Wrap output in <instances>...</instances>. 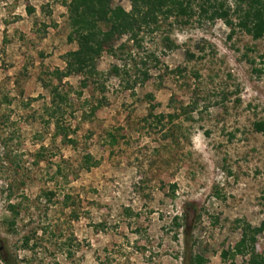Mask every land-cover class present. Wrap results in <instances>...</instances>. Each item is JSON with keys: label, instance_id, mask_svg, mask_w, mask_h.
I'll list each match as a JSON object with an SVG mask.
<instances>
[{"label": "rangeland", "instance_id": "obj_1", "mask_svg": "<svg viewBox=\"0 0 264 264\" xmlns=\"http://www.w3.org/2000/svg\"><path fill=\"white\" fill-rule=\"evenodd\" d=\"M231 29L161 19L102 52L81 88L62 73L76 48L62 0H0V249L19 264H182L172 218L194 202L204 264L263 253L264 38ZM246 223L260 230L238 252Z\"/></svg>", "mask_w": 264, "mask_h": 264}, {"label": "trees", "instance_id": "obj_2", "mask_svg": "<svg viewBox=\"0 0 264 264\" xmlns=\"http://www.w3.org/2000/svg\"><path fill=\"white\" fill-rule=\"evenodd\" d=\"M129 10L120 4H113V0H62L67 9L68 19L72 31L76 35L68 36L70 41H76V48L64 54V76L75 73L81 76V88L89 83L95 84L97 76L104 73L96 68V59L102 52H113L115 43L126 36L128 41L138 44V35L141 31H154L159 26L161 19L174 17L181 19L183 24L188 23L195 14L203 20L214 21L221 19L233 27H237L250 35L253 39L264 38V0H128ZM235 19V21H234ZM122 45L118 46L121 48ZM117 47V48H118ZM151 56V54H148ZM156 59V58H154ZM61 73V74H62ZM128 70L124 66L113 64L106 73L109 75H126ZM149 77L147 71L142 72L141 81ZM135 83V81L133 82ZM128 85V84H127ZM103 85L101 89H103ZM132 84L127 86L131 88ZM52 100L55 98L66 101V94L60 95L56 86L51 90ZM190 107H182V111ZM62 114L59 104H53L51 115ZM172 118V114H159L164 119ZM58 119V118H57ZM56 119V120H57ZM59 120V119H58ZM57 120V121H58ZM60 127V126H57ZM257 131L264 132V122L254 123ZM66 134V133H63ZM88 158V156H87ZM193 210L194 216L189 222V211ZM200 212L194 202H188L183 206L179 215H174L173 224L181 229L184 243L182 264H204L201 254L193 253L189 240L194 224L199 220ZM259 228L245 224L242 227V236L236 244V251H248V243H252ZM1 242V238H0ZM0 261L3 264H19L9 253L0 249ZM249 264H264V252L249 251Z\"/></svg>", "mask_w": 264, "mask_h": 264}]
</instances>
